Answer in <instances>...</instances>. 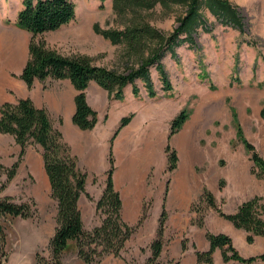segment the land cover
Masks as SVG:
<instances>
[{
	"label": "rangeland",
	"instance_id": "obj_1",
	"mask_svg": "<svg viewBox=\"0 0 264 264\" xmlns=\"http://www.w3.org/2000/svg\"><path fill=\"white\" fill-rule=\"evenodd\" d=\"M71 1L74 4V22L87 27L89 39L83 52H73L68 45L64 56H86L91 64L120 74L134 70L149 58L157 43L146 40L130 45L123 40L111 43L109 39L95 33L92 25L96 24L102 30L118 31L146 23L165 37L178 25V20L185 15L189 5L188 0ZM225 1L234 9L240 26L212 15L205 1L199 0L197 11L201 17L190 35L192 42L183 39L182 34L172 53L162 50L160 55L159 62L168 80L169 92L164 94L161 91L155 69L150 67L149 76L155 96L148 98L141 84L135 81L138 94L131 95L130 86L126 85L123 98L116 101L119 108L115 114H109L106 132H112L120 117L131 114L128 122L130 126L121 133L126 131L122 137L120 135V140L118 138V145L117 140L114 147L111 146L114 166L112 176L115 175L119 182V185L113 186L120 199L122 194L124 200H128L126 213L133 214L136 197L138 208L135 215L127 219L122 212L121 201V219L135 228L119 255H111L116 264H144L149 256L148 244L155 235L161 204L166 212V220L161 235L162 247L156 262L180 264L182 260L181 264H186L185 254L193 253L192 247L196 249L193 232L196 228L200 230L192 222L203 215L204 203L196 205V212H179L180 206L176 202L179 199L176 191L179 172L183 169L189 192L194 194L190 186L192 171L199 173L200 177L207 175L213 161L217 159L219 165L224 163V150H231L232 155L247 157L235 136V121L244 139L253 146L257 128H264V114H261L264 111V0ZM20 6L21 0H0V26L10 28L16 37H20V33L13 30L16 28L13 21ZM54 36V33L45 32L34 39L43 40L46 47L55 50L54 44L50 45ZM180 110H185L187 117L177 132L167 138L169 121ZM49 117L59 127L58 116ZM59 129L64 141L70 139V131L65 123ZM91 133L87 132L89 137ZM106 143L105 139L96 145L97 158L90 167L84 158V143L81 141L76 160L77 166L86 172L84 188L88 197L81 195L78 204L84 229L98 225L104 216L102 209L95 210V202L104 186ZM165 143L176 155V167L171 172L165 171ZM126 146L130 147L132 154L150 147L154 156L150 158L152 161L145 160L140 176L136 169V175L127 182L123 177L128 172L127 161L131 154L123 156ZM102 150L104 157L100 154ZM17 153L18 146L13 138L7 134L0 135V196H10L15 202L31 199L36 210L31 218L16 217L2 222L9 253L6 264H34L35 251H39L42 256L48 254L47 242L55 227V201L50 196L39 147L28 145L19 160ZM16 160L15 173L6 181L4 169ZM136 160L137 166L141 161ZM141 216L140 223L136 225ZM181 216L185 219L183 223L179 222ZM181 242L185 244L186 252L180 251ZM63 263L84 264L77 258L72 245L63 255Z\"/></svg>",
	"mask_w": 264,
	"mask_h": 264
},
{
	"label": "trees",
	"instance_id": "obj_2",
	"mask_svg": "<svg viewBox=\"0 0 264 264\" xmlns=\"http://www.w3.org/2000/svg\"><path fill=\"white\" fill-rule=\"evenodd\" d=\"M102 2L103 0H97ZM208 11L214 16H220L224 21H231L240 26V21L234 9L225 0H204ZM189 5L185 15L178 20V25L167 36H161L150 25H141L124 28L123 30H102L96 24L92 25L95 33L107 38L111 43L121 40L133 44L141 40L157 43L149 54L134 70L120 74L102 66L91 64L86 56H64L45 46L43 40H35V36L54 31L74 20V4L71 0H21V7L16 12L13 25L30 34L28 42V58L19 74V78L27 88L31 87L34 79L43 80L67 79L76 90L74 95V111L71 122L80 130H90L96 123V113L86 101L84 90L89 82H94L107 92L111 100L123 98V88L130 86L133 96L138 94V81L146 96H155L149 68L154 67L164 94L170 90L168 80L159 62L162 50L172 53L174 45L183 39L191 41V33L200 22L197 11L199 0H188ZM264 114V111H261ZM187 114L180 110L169 121L167 138L177 132L185 121ZM131 118V114L120 117L116 127L108 139L106 163L104 172V186L99 198L95 202V210L102 209L104 216L98 225L84 229L78 199L81 195L88 197L85 192L86 172L77 166L76 157L71 153L69 146L63 141L59 127L55 126L46 109L36 107L29 98H18L13 103L0 104V134H7L13 138L18 146L17 160L21 158L28 145H36L40 149L42 169L46 176L51 198L55 201V227L47 242V256L39 251L33 254L34 264H62V257L72 245L77 258L84 264H97L105 256L119 255L125 241L133 232L135 226L126 224L120 215L121 200L112 183L114 170L112 156V140ZM61 120L58 119V125ZM235 125V136L241 142L244 151L251 161L250 173L256 178L264 179V160L257 153L254 146L246 141L239 125ZM163 151L166 154L165 171L171 172L176 167V155L165 143ZM17 160L5 170L6 181L10 180L17 166ZM0 169L2 166L0 164ZM223 184L219 180L218 187ZM166 193V187L164 189ZM204 203L206 208L214 209L217 214L228 220L235 228L245 232L246 243H251L254 236L264 237V221L261 213L264 195L254 196L241 202L231 214H225L215 205L212 194L202 188L198 198L189 206L191 212H196L197 204ZM33 200L28 199L15 202L10 196H0V264H6L8 250L7 239L2 222L13 218L27 219L35 214ZM203 211V212H204ZM204 215V213H203ZM203 215H199L192 224L203 227ZM141 216L136 225H138ZM166 220L163 204L157 217L155 235L148 244L149 256L144 264H157L156 259L161 251V235ZM204 237L208 247L204 251L193 248L194 264H212V252L218 248L222 261L232 260L238 264H250L255 261H264V253L242 257L233 247L229 236L223 233H211L204 230ZM185 244L180 243V251L185 250Z\"/></svg>",
	"mask_w": 264,
	"mask_h": 264
},
{
	"label": "crops",
	"instance_id": "obj_3",
	"mask_svg": "<svg viewBox=\"0 0 264 264\" xmlns=\"http://www.w3.org/2000/svg\"><path fill=\"white\" fill-rule=\"evenodd\" d=\"M13 30L19 31L20 37H16L15 32H12L10 28L0 26V104L5 102L13 103L18 98H29L34 106L45 108L50 116H58L61 120L59 128L65 123L70 131V139H65V141H63L69 146L76 160L79 157L78 154L81 148V141H83L85 150L84 158L87 160V164L92 167L97 158L96 145L99 141L103 143V140L106 139L107 143L104 145L108 146V139L112 132H106L107 128L105 124L108 122L109 114H115V111L119 108L117 106L119 104L116 103L117 100L109 99L104 89L92 81L89 82L84 90L85 101L87 105L95 111L96 123L90 130H80L77 128L71 122V116L74 111L73 98L76 94V90L67 79H34L31 87L27 88L25 83L19 78V74L28 58L27 46L30 34L18 28H14ZM49 33L55 34V39L50 40V45L54 44L53 47L56 52L62 55L65 53L67 54L65 47L68 45L71 46L73 52H83V50L86 49L89 39L87 27L85 25L75 24L74 20L62 25L54 31H49ZM26 35H28V38H25ZM128 126H130V123L123 126L113 138V147L121 133L128 128ZM89 131L92 132L91 137L87 134ZM119 140L117 141V145ZM254 147L264 160V128H257ZM100 154L101 157H104L103 150ZM223 155L224 163L219 165L217 159L213 161V163L209 165L207 175L200 177L199 173L195 174L192 171V183L190 186L192 191L195 192L194 194L189 192L185 174H183V169H181L176 186V191H178L177 195H179V199L176 201L180 206L179 212L189 210L190 204L199 196L202 188L207 189L212 194L215 205L225 214L233 213L237 206L243 201L254 196L260 197L264 195V179L256 178L250 173L252 163L247 157L244 158L240 155H232L231 150H224ZM192 167L194 168L193 164ZM112 177V183L114 185H119V182L115 179V175ZM219 180L223 181L220 188L218 187ZM169 184L166 193L167 200L169 196ZM80 199L81 196L78 199V204ZM136 199L137 197L133 202L134 212L128 215L126 213L128 200H124L121 194L122 212L127 219H131L137 212ZM172 201L173 200H171V202ZM261 218L264 221V203ZM183 221H185V219L181 216L179 222L183 223ZM204 230L211 233H223L229 236L233 247L242 257L264 253V237L256 235L253 237L251 243H246L245 232L243 230L235 228L228 220L220 217L214 209L209 207L204 211L203 227L200 228V230L196 228L193 232L196 236L195 246L199 251H204L208 247V243L204 237ZM184 252H186V250ZM185 257H187L186 264L195 263V256L193 253L187 252ZM97 264H116V262L111 255H107ZM212 264L238 263L232 260L226 262L222 261L220 250L215 248L212 252ZM250 264H264V261H255Z\"/></svg>",
	"mask_w": 264,
	"mask_h": 264
},
{
	"label": "bare ground",
	"instance_id": "obj_4",
	"mask_svg": "<svg viewBox=\"0 0 264 264\" xmlns=\"http://www.w3.org/2000/svg\"><path fill=\"white\" fill-rule=\"evenodd\" d=\"M133 132V131H132ZM131 132V134H132ZM131 136V135H130ZM153 136V135H152ZM131 138V137H130ZM129 138V139H130ZM151 138V137H150ZM134 140H132L133 142ZM144 143V142H143ZM153 144V143H152ZM149 146V145H148ZM153 146V145H152ZM151 148L150 147H146V150L145 151H142L137 153V154H132L131 153V150H130V147L126 146L123 148V156H126V155H130L131 154V157L130 159L127 161L128 162V172L125 174V176L123 177L125 182H127V180H130L132 179V177L134 175H136V169H138V175L140 176L141 175V172L143 170V164L145 162V160H148V159H152L154 158L153 156V152L150 151ZM140 160L141 162L139 163V165L136 166V162L137 160ZM150 159V160H151ZM125 161V160H124ZM152 161V160H151ZM145 165V164H144ZM138 177V176H137ZM122 178V179H123Z\"/></svg>",
	"mask_w": 264,
	"mask_h": 264
}]
</instances>
